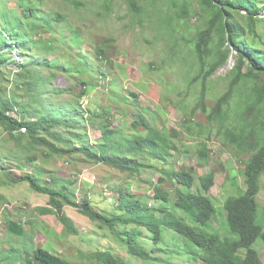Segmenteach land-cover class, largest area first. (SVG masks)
<instances>
[{
    "label": "rangeland",
    "instance_id": "rangeland-1",
    "mask_svg": "<svg viewBox=\"0 0 264 264\" xmlns=\"http://www.w3.org/2000/svg\"><path fill=\"white\" fill-rule=\"evenodd\" d=\"M82 2L84 6L76 9L66 0H0V26L9 24L13 27L23 22L27 33V50L17 49L15 38L6 33L12 63L0 71V100L15 104V109L8 114L15 118H22L24 114L29 120L32 118L30 114L40 107L70 111L75 108L77 96L85 93L79 102L85 110L111 113L114 124L123 132L130 131V125L134 119H139V114L144 115L153 128H165L169 137L176 140L177 151H171L172 157L166 163L154 162L158 164L156 169H144L130 175L128 171L91 163L79 153L51 155L44 147L32 143L28 136L17 142L0 123V167L3 168L0 170V195L5 199L0 201V232L3 233L0 247H25L32 251L42 247L77 264H98L96 254L107 246L129 264H205L199 257L201 250L171 229L163 228L162 243L158 248L145 228L135 225L110 228L90 220L77 207L66 204L65 214L79 229V234L69 233L57 214L42 215L37 210L51 207L48 195L33 191L26 182H11V178L31 175L41 184L63 190L72 202L79 203L87 197L97 210H111L118 203L119 194L115 189L129 188L134 196L148 192L150 195L153 193L152 184L164 178L161 188L170 193L169 204L151 200L144 203L148 207H173L177 187L168 178V172L192 168L195 184L199 183L200 177L214 173V184L208 194L217 213L202 229L235 239L227 229L224 203L228 197L244 195L247 187L243 161L250 155L229 144L220 122H211L205 110L212 111L230 94L231 70L236 62L231 57L224 67L204 82L201 76L196 77L199 65L194 51L181 39L183 35L195 39L209 14L197 12L200 5L196 0H187L192 5H189V18L174 7L172 0H138L143 9L140 18L130 8L129 0ZM176 13L180 15L176 17ZM57 14L64 22L51 19ZM234 15L245 20L247 10L241 8ZM173 16L177 19L170 24L171 30L179 29L176 35L167 36L160 24ZM259 16L264 18V10ZM187 27L190 31H186ZM259 31L263 38L256 40L255 44L264 50V23ZM76 33L78 39L74 41ZM13 60L17 64L56 62L52 68H38L44 78L54 75L47 86L41 87L44 92L39 104V100L34 99L36 93L31 94L24 85L29 82V77L17 75L18 67ZM75 65L81 68V74L69 71ZM244 70L246 81L240 90L246 92L245 95L254 85L264 87L263 77L248 65ZM82 81L87 86H82ZM61 90L64 93H60ZM133 93L135 98L131 95ZM125 96H129L128 103L123 100ZM237 100V96L232 95L224 101L227 104L224 106L227 113L224 125L235 123L248 128L256 116L254 112L244 111L245 107ZM18 104L29 108L22 111ZM68 132L65 126L56 127L50 131L51 139L63 147V141L69 139ZM88 134L91 141L100 136V132L93 129H89ZM44 137L48 138L46 134ZM205 148L209 150L207 157L199 153ZM256 200L257 222L264 227V174ZM12 218L24 227V239L6 232L3 224ZM189 224L197 226L191 220ZM129 236L151 252L150 259L130 255ZM253 248L259 251L264 262L263 241L258 239Z\"/></svg>",
    "mask_w": 264,
    "mask_h": 264
},
{
    "label": "trees",
    "instance_id": "trees-1",
    "mask_svg": "<svg viewBox=\"0 0 264 264\" xmlns=\"http://www.w3.org/2000/svg\"><path fill=\"white\" fill-rule=\"evenodd\" d=\"M66 1L76 9L84 6L82 0ZM196 1L200 5V11L197 12L209 14V19L195 39L186 35L181 38L195 53L196 62L199 65V74L196 77L201 76L205 82L208 77L224 67L231 57L236 62L231 70L233 77L231 78L230 94L219 101L212 111L205 110L211 122H220L221 128L225 130L228 143L235 146L239 152L250 155L247 160L243 161L247 187L244 195L228 197L224 203L227 229L229 235H234L235 239L202 229L217 213L215 203L208 194L214 184V173L200 177L199 183L195 184L196 176L192 168H180V170L175 169L168 172L169 177H166L171 178L177 187L174 190L173 207H148L144 203L145 200H151L163 205L169 204L170 193L161 188L165 182L164 178H160L157 183L152 184L153 193L150 195L148 192V194L134 196L129 188L115 189V193L119 194L118 203L111 210H97L87 197L82 198V202H72L70 196L63 193V190L41 184L38 178L31 175L11 178V182H26L33 191L48 195L51 207H40L37 210L42 215L57 214L69 233L79 234V229L65 214L66 204L77 207L78 211L90 220L110 228L118 225H135L145 228L158 248L162 243L163 228L171 229L201 250L199 257L205 264H264L259 251L253 248L258 239L264 243V227L257 222L258 203L256 200L260 192L261 176L264 174V108H262L264 87L259 88L254 85L246 95L244 94L246 92L243 93L240 90L246 81L245 65L264 78V50L255 44L256 40L260 41L263 38L259 27L264 23V18L259 15L264 10V0ZM172 2L175 8L180 9V13L184 17L189 18L191 3L188 4L187 0L180 3L178 0H172ZM129 4L130 8L135 11L136 17L140 18L143 9L139 6L138 0H129ZM241 8L247 10L245 20L234 15ZM179 15L175 14L176 17ZM175 16L166 23L160 24V29L166 30L164 34L167 36L177 34L179 28L171 30L170 26L172 21L177 19ZM51 19L64 22L59 14ZM24 29L23 22H19L13 27H10L9 24L0 26V71L12 63L8 54L10 40L6 39V33H10L12 38H15L17 49L27 50L25 45L27 33L24 32ZM186 31H190L189 27L186 28ZM77 35L78 33L75 34L74 41L78 39ZM13 61L17 64L15 60ZM55 63V61H50L17 64V75L29 77V82L24 85L28 92L36 93L34 99L35 101L39 100L37 104L40 103V96L44 92V88L41 87L47 86L49 80L54 76L50 75L44 78L38 68H52ZM69 71L74 74L82 73L81 68L76 65ZM103 75L106 74L103 73ZM81 85L87 86L85 81H82ZM60 93H64L63 90ZM131 95L136 97L134 93ZM232 95L237 96V101L245 107L244 111L254 112L256 116L250 121L248 128L235 123L224 125V122L227 121V113L224 111V106L227 104L224 101ZM85 96V93L77 96L73 110L62 111L57 107H40L37 112L30 114L32 118L29 120H26L24 114L22 118L10 116L8 113L15 109V104L9 100H0V123L9 136L17 142L28 136L32 143L44 147L51 155L79 153L91 163L104 164L121 172L128 171L130 175L138 174L144 169H156L158 164L156 165L154 162L166 163L172 157L171 151H177L176 140L169 137L165 128L156 129L150 126L144 115L139 114V119H134L130 125V131L123 132L119 126L114 124L115 118L111 113L104 110L98 112L82 108L79 102ZM123 100L128 103L129 96H125ZM18 106L22 108V111L29 108L21 104ZM59 126L69 129V139L63 141V147L57 146L51 139L53 136L50 131ZM89 129L100 132V136L91 141L88 134ZM23 130L25 131L22 132ZM44 134L48 138H45ZM57 140L60 141V139ZM199 153L201 156H209V150L206 148ZM137 157L144 160H139ZM1 169L3 168L0 167ZM184 188L187 190L185 191ZM194 189L195 191H193ZM0 201H5L4 196L0 195ZM190 220L194 221L197 226L192 227L189 224ZM7 225L9 234L25 238L26 231L17 219H9ZM128 247L132 256L141 259L151 258V252L137 244L133 236H129ZM96 257L98 264H129L113 252L109 246L98 252ZM0 264L77 263L42 247L33 248L32 251L25 247L11 246L10 248L0 247Z\"/></svg>",
    "mask_w": 264,
    "mask_h": 264
},
{
    "label": "crops",
    "instance_id": "crops-1",
    "mask_svg": "<svg viewBox=\"0 0 264 264\" xmlns=\"http://www.w3.org/2000/svg\"><path fill=\"white\" fill-rule=\"evenodd\" d=\"M8 220H9V219H8ZM8 220H7V221H8ZM7 221H5V223L3 224V226H4L5 229H7V226H8V225H7ZM4 231H5V230H4ZM6 232H8V231H6ZM4 233H5V232H4ZM1 235H3V233L0 232V236H1Z\"/></svg>",
    "mask_w": 264,
    "mask_h": 264
},
{
    "label": "clouds",
    "instance_id": "clouds-1",
    "mask_svg": "<svg viewBox=\"0 0 264 264\" xmlns=\"http://www.w3.org/2000/svg\"><path fill=\"white\" fill-rule=\"evenodd\" d=\"M200 255V254H199Z\"/></svg>",
    "mask_w": 264,
    "mask_h": 264
}]
</instances>
